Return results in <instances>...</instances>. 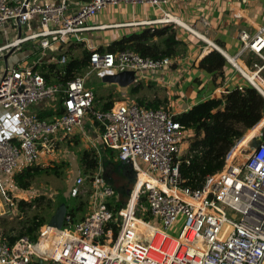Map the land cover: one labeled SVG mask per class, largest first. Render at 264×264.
Wrapping results in <instances>:
<instances>
[{
    "label": "built area",
    "instance_id": "2783aa9c",
    "mask_svg": "<svg viewBox=\"0 0 264 264\" xmlns=\"http://www.w3.org/2000/svg\"><path fill=\"white\" fill-rule=\"evenodd\" d=\"M176 1L91 0L75 4L74 0H0V31L19 30L17 42L0 46V53L29 41H39L43 51L52 50L54 43L85 44L86 33L105 29L89 25V21L109 6L120 4L149 5L162 12L161 18L143 22V26L183 27L165 9ZM239 1L248 5L253 0ZM74 4L76 9L71 8ZM36 19L39 30L23 36L22 27H30ZM239 40L241 51L236 57L223 51L246 82L237 88L244 90L250 85L264 98V25L253 36L242 30ZM88 47L87 73L66 85L48 83L37 69L41 60L32 65L16 64L0 79V106L7 111L0 115V198L11 203L10 187L19 190L15 174L37 164L43 154L54 153L61 138L82 134L89 117L100 133L98 143L135 174L134 188L127 202L118 205L120 194L99 175L102 163L90 191L85 189V173L80 168L69 196H86L89 213L76 220L68 210L61 229L45 224L37 240L23 236L10 243L0 230V264H264V125L246 143L247 134L236 141L223 169L208 176L202 188L186 187L180 175L184 156L180 151L186 143L183 138L192 131L168 109H148L129 98L109 110H97L95 93L87 87V77L95 72L104 76L132 71L136 84L148 83L157 73L170 70L179 58L153 60L130 49L112 53ZM246 54L255 55L262 63L242 68L237 61ZM67 60L62 54L58 64ZM58 97L59 117L42 120L31 112V107ZM6 119H15L17 130H9ZM255 139L262 140L258 148L250 146ZM97 153L101 160L99 150ZM181 215L185 224L174 238L168 229Z\"/></svg>",
    "mask_w": 264,
    "mask_h": 264
},
{
    "label": "trees",
    "instance_id": "16d2710c",
    "mask_svg": "<svg viewBox=\"0 0 264 264\" xmlns=\"http://www.w3.org/2000/svg\"><path fill=\"white\" fill-rule=\"evenodd\" d=\"M75 2L86 3L91 0H74ZM83 45V44H81ZM223 47V45L218 44ZM186 44L178 37V29L173 25L162 27H147L138 33L125 36L115 41L108 48H99L101 52L118 53L130 49L144 58L159 60L164 57L181 58L186 53ZM73 47L70 52H72ZM253 55V54H251ZM255 56V55H253ZM90 51L87 50L83 57H68L66 64L48 63L38 71L45 77L48 83H60L66 85L76 77L82 75L89 64ZM258 63L262 61L258 58ZM248 65L253 63L247 61ZM229 62L217 50L207 54L199 64L201 70L215 76L224 75V68ZM250 65V66H251ZM143 89V83L135 84L131 87L132 94H138ZM140 105L148 109H162L159 100L155 99L147 104L139 100ZM113 107V101L103 106L104 110ZM62 114L61 109L43 108L37 115L42 120H52ZM264 98L250 85L244 90L235 88L228 91L222 98H212L193 106L188 112L176 115L174 119L181 123L187 130L194 133L190 140L187 154L181 159L180 175L184 180V186L197 190L203 187L208 176L217 173L224 167L225 159L236 141L241 139L247 131L248 135H256L264 125ZM254 128V129H253ZM264 139V136H263ZM103 147V146H102ZM104 161L100 160L95 151H84L80 157L81 169L84 173L89 172L93 176L102 163V179L113 186L120 194L118 205L127 202L131 190L134 186V178L124 164L111 162L109 157L113 152L103 147ZM103 157V156H102ZM109 168L106 170V168ZM45 168L36 164L24 168L14 176V181L18 189L26 192L31 189L35 178L44 173ZM94 179V178H93ZM126 184L119 182L125 180ZM39 200L31 203L19 202L21 208L25 206L34 207ZM63 201H65L63 199ZM82 204L77 208L68 209L75 217L76 211H80ZM47 224L44 218H34L31 226L25 227L18 236H11L3 233L4 239L10 243L15 242L23 236H28L37 240V234L42 226ZM115 229V236L118 234Z\"/></svg>",
    "mask_w": 264,
    "mask_h": 264
},
{
    "label": "crops",
    "instance_id": "0c3cea01",
    "mask_svg": "<svg viewBox=\"0 0 264 264\" xmlns=\"http://www.w3.org/2000/svg\"><path fill=\"white\" fill-rule=\"evenodd\" d=\"M44 1L47 0H40L41 3ZM76 3L77 2H75V4ZM75 4L72 5V9L77 8ZM78 4L81 3L78 2ZM112 8L120 9V14L114 15L111 12ZM165 9L183 23V27H174L178 29V37L186 44L187 50L185 55L179 58L170 70L157 73L154 76V80L148 82V87L156 88L155 93L157 94L154 95V100L157 99L161 100L163 103L166 102L168 107L172 109L171 112L175 115H179L188 112L193 106L206 100L222 98L226 91L244 85V79L231 64L225 66L223 77L215 76L201 70L199 64L207 54L215 50L210 43H214L218 47H221L218 44L223 45L221 49L224 52L232 57H236L241 51L239 40L240 32L245 30L253 36L257 32V29L264 25V0H253L248 5H242L239 0H178L174 3H170ZM235 14L242 15V18H236ZM162 16L163 14L160 10L149 5L120 4L116 7L109 6L102 14L89 21V25L105 26L103 30H96V32L100 33V37H98L99 41L97 40V43H95L90 40L92 38L90 36H92L95 31L86 33V41L91 47L94 46L106 49L115 41L147 28V26H143V22L157 20ZM38 22V19H36L33 25L26 27L28 32L25 35H28L32 31L35 32L39 30ZM130 23L134 24L132 26H123ZM153 27L162 26L154 25ZM29 42H32L34 47H36L37 51H33L34 54L37 53L39 57L37 56L38 58L36 57L37 59L35 58V60L28 65H32L36 61L41 60L39 68L48 63L58 64L62 54H65L67 58L70 57L71 48L77 44L54 43L52 50L43 51L40 48L39 41ZM59 44L61 45L60 47H58ZM9 51L11 53V50ZM247 55L248 54L240 57L237 61L242 68L249 67L245 59ZM84 72L85 74L87 73V68ZM133 85L125 90L130 91ZM87 87L90 88L88 82ZM121 89L123 88L115 84L106 83V86L102 90L104 93L100 94L102 96L101 98H98L94 91L95 108L97 110H104L103 106L106 103L113 101L114 106L116 103L122 102L117 101L114 97H110L113 93L112 91L116 92ZM37 106L38 105L32 107V113L37 114L39 110L43 109L42 107L36 110ZM60 107L61 104L56 106V109H61ZM44 108L51 107L49 105H44ZM6 126L9 130H17L15 119H6ZM99 134L97 126L91 124V122H87L83 128V133L77 134L74 137L76 140L82 139L90 141V143H96V145L99 146ZM89 136H92V139L91 137L89 138ZM62 140L63 138L58 140V142ZM188 148L189 144L186 145L185 149L188 150ZM80 168L81 167L76 168L75 173ZM138 192L139 187H137L133 193L132 205H134L137 200ZM2 209L3 206L0 205V215L4 213Z\"/></svg>",
    "mask_w": 264,
    "mask_h": 264
},
{
    "label": "rangeland",
    "instance_id": "374dc122",
    "mask_svg": "<svg viewBox=\"0 0 264 264\" xmlns=\"http://www.w3.org/2000/svg\"><path fill=\"white\" fill-rule=\"evenodd\" d=\"M111 12L114 15H118L120 14V9L112 8ZM93 19L94 18H92L91 20ZM27 32L28 31L26 29V26H23V36L27 34ZM18 36L19 30L14 31L13 29L8 28L7 31H0V46L16 41ZM90 37H92L90 39L92 42L97 43V40L99 41L98 37H100V33L95 31V33H93ZM60 46L61 45L59 44L58 47ZM33 50L37 51L36 47H34L32 42H28L21 45L19 49L15 50L7 60H5V57L9 55L10 51L4 52L2 54L0 53V79L2 78L6 70L7 64L8 67H12L17 63L24 64V62L26 65L31 64V62L38 56L37 53L34 54ZM87 50H89V47L86 42L84 45H81V43H77L73 46V50L72 52H70V55L71 57L74 56L76 58H81ZM245 59L246 62L249 61L251 63L258 61V58L251 54H248ZM84 75L85 72H83L82 76ZM102 77L103 74L97 72L92 73L87 77L88 85L91 89H93V91L96 92L98 98L102 97L100 94L104 93L102 90L106 86V83L103 82ZM243 84H246L245 80ZM125 89H121L116 92L112 91L113 93L110 95V97H114L117 101H124L129 98L137 103L139 102V100H143V102L147 104L148 102L154 101V95L157 94L155 93L156 88L148 87V83H143V89L138 94H132L130 91H126ZM59 100V97L56 99L46 100L41 104H38L36 110L42 107L44 108V105H49L51 108H54L58 106ZM159 101L161 103L160 108L168 109L169 111L172 110L168 107L166 102L163 103L161 102V100ZM6 112L7 111L0 106V115ZM88 119L90 122H93L92 118L89 117ZM248 132L249 131H247L246 134H248ZM252 136L254 135H250L249 137L251 138ZM90 137L92 139V136H89V138ZM193 137L194 134L192 132L186 133L185 137L183 138L186 143H184V145L181 147L180 154H187L188 150H186L185 147L190 143V139ZM98 150L101 153V156H103L102 161H104V158L106 156L104 157L103 147L100 145H96V143H90V141H85L82 139L76 140L75 137L63 139L61 142H57V149L55 150V152L52 154H43L40 161L36 164L41 168H45L46 171L35 178L30 190L22 192V190H17L16 188H13V186H11L10 193L8 192L11 198V203H7L3 197L0 198V205L3 206L2 211L4 212L2 215H0V230L5 234L18 236L19 234H21L22 230L25 227L32 225L33 220L36 216L38 218H44L48 223L50 219L55 215L58 206L63 201V199L66 201L68 209L70 210L77 208L79 204H82V209H80V211H76L75 219L81 220L82 218H84L89 213L88 198L86 196H82L80 198H70L69 191L75 179V169L81 167L80 157L82 153L84 151L97 152ZM107 158L110 159L111 162L116 163L118 161L115 154H110L109 157L107 156ZM124 166L125 170L128 172L129 165L124 164ZM104 168L105 166H102V172L100 171L99 175L103 174ZM107 169L109 168L107 167L106 170ZM97 172H95L93 176L91 175V173L85 172L86 190L90 191L92 189L94 180L93 178L97 176ZM119 182H123L126 184V179L120 180ZM35 200L39 201L34 205V207L25 206L21 208L19 206V202L21 201L31 203ZM233 217L235 219L237 218L236 215H233ZM184 224L185 217L181 215L178 217L177 222L168 229V234L174 238H177ZM41 234L42 230L38 232L37 236L41 237Z\"/></svg>",
    "mask_w": 264,
    "mask_h": 264
},
{
    "label": "water",
    "instance_id": "95a60500",
    "mask_svg": "<svg viewBox=\"0 0 264 264\" xmlns=\"http://www.w3.org/2000/svg\"><path fill=\"white\" fill-rule=\"evenodd\" d=\"M220 49L221 48L219 47V49H215V50H217L218 52H220L224 56L223 50L222 49L220 50ZM15 50H16V46H14L12 48L11 53H9V55L5 57V60H7L8 57ZM7 70H8V64L6 65V70L3 74V77L7 74ZM102 80L105 83L115 84V85L119 86L120 88L125 89V88H128L131 85L135 84V73L132 71H124V72H119L116 74L104 75ZM261 144H262V140L255 139L250 143V146L253 148H258V147H260ZM131 174L133 175L134 183H135L136 182L135 174L133 172H131ZM67 211H68V205H67L66 201H62L59 204L55 215L50 219V221L47 223V225L50 227H56L58 229H61L63 226Z\"/></svg>",
    "mask_w": 264,
    "mask_h": 264
},
{
    "label": "bare ground",
    "instance_id": "6f19581e",
    "mask_svg": "<svg viewBox=\"0 0 264 264\" xmlns=\"http://www.w3.org/2000/svg\"><path fill=\"white\" fill-rule=\"evenodd\" d=\"M176 21H178V20H176ZM16 42H17V41H16ZM15 44H17V43H15ZM231 60H232V59H231ZM232 62H234V60H232ZM248 137H249V135L247 134V138H246V140L244 141V143H246V142H247L249 139H251L253 136H252L251 138H250V137L248 138ZM138 187H140V185H139ZM131 205H132V203H131ZM132 206H133V205H132ZM55 228H56V227H55Z\"/></svg>",
    "mask_w": 264,
    "mask_h": 264
}]
</instances>
